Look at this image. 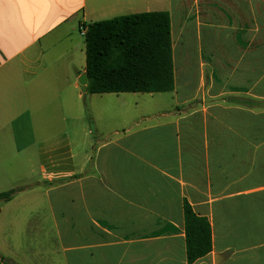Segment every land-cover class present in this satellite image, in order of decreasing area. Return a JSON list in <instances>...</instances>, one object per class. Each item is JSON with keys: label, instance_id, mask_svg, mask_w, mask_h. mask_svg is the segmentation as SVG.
<instances>
[{"label": "crops", "instance_id": "0c3cea01", "mask_svg": "<svg viewBox=\"0 0 264 264\" xmlns=\"http://www.w3.org/2000/svg\"><path fill=\"white\" fill-rule=\"evenodd\" d=\"M147 12L170 13L175 90L119 96L139 97V109L119 111L110 129L93 115L86 129L82 108L71 118L75 165L41 166L61 260L189 264L187 203L212 228V252L193 264H264V0H0L8 146L37 147L20 137L24 124L36 131L38 100L75 102L86 68L75 75L67 41L82 25ZM43 252L55 254L9 262L52 263Z\"/></svg>", "mask_w": 264, "mask_h": 264}, {"label": "rangeland", "instance_id": "374dc122", "mask_svg": "<svg viewBox=\"0 0 264 264\" xmlns=\"http://www.w3.org/2000/svg\"><path fill=\"white\" fill-rule=\"evenodd\" d=\"M67 44L78 48L74 55L77 76L86 68L85 37L78 29L75 39L68 40ZM43 88L46 90L47 84H43ZM83 91L84 87L80 84L75 102L72 99L67 102L64 98L56 101L50 98L38 100L36 131L24 124L26 135L23 134L22 139L20 137L21 142L36 141L37 147L34 149L19 153L12 145L9 147L13 138V127L2 130L3 122L0 123V258L5 264H10V258L20 261L21 257L29 254V250L38 251L43 247L51 250V253L55 252L49 255L43 252V259L51 257L50 264H63L56 231L52 227L55 216L51 213L49 199L44 193L46 183L42 177L41 166L47 164L50 157L62 167L75 165L80 122L71 118L77 116V110L83 109L86 129L93 130L89 122L92 115L98 116L102 128L110 129L116 124L119 111L139 109L136 107L140 103L139 97L119 99V96L137 95H90L84 91L83 97L79 98L78 94ZM101 113L105 115H99ZM65 114L70 118L68 121L61 116ZM23 122L27 124V121ZM70 141L72 144L68 146ZM54 147L58 150L50 149ZM70 153L75 156L73 159L70 158ZM38 182L42 183L37 185ZM9 193L11 195L3 197ZM38 223H43L45 228L40 229Z\"/></svg>", "mask_w": 264, "mask_h": 264}, {"label": "trees", "instance_id": "16d2710c", "mask_svg": "<svg viewBox=\"0 0 264 264\" xmlns=\"http://www.w3.org/2000/svg\"><path fill=\"white\" fill-rule=\"evenodd\" d=\"M85 44L88 94H160L175 90L170 13H139L91 23ZM184 211L187 259L193 264L212 252V228L191 205L186 203ZM0 264H5L1 258Z\"/></svg>", "mask_w": 264, "mask_h": 264}, {"label": "water", "instance_id": "95a60500", "mask_svg": "<svg viewBox=\"0 0 264 264\" xmlns=\"http://www.w3.org/2000/svg\"><path fill=\"white\" fill-rule=\"evenodd\" d=\"M79 82L84 87V91L87 93L88 92V88H87V85H88V75L87 74L82 75L80 77V79H79Z\"/></svg>", "mask_w": 264, "mask_h": 264}, {"label": "built area", "instance_id": "2783aa9c", "mask_svg": "<svg viewBox=\"0 0 264 264\" xmlns=\"http://www.w3.org/2000/svg\"><path fill=\"white\" fill-rule=\"evenodd\" d=\"M80 33L82 34V36H86V34H87V27L86 26H84V25H82L81 27H80Z\"/></svg>", "mask_w": 264, "mask_h": 264}]
</instances>
